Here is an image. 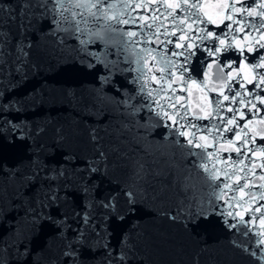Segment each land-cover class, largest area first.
Returning <instances> with one entry per match:
<instances>
[{
	"label": "snow or ice",
	"instance_id": "snow-or-ice-1",
	"mask_svg": "<svg viewBox=\"0 0 264 264\" xmlns=\"http://www.w3.org/2000/svg\"><path fill=\"white\" fill-rule=\"evenodd\" d=\"M0 12L16 22L14 34L0 24V73L10 61L21 78L36 72L37 41L50 39L60 56L74 53L71 65L52 62L59 65L57 73L85 70L100 85L78 103L121 117L114 125L91 129V160L61 151L63 130L46 143L48 123L3 119L0 140L8 141L10 132L13 141L31 139L29 147L38 151L13 164L0 158V264H142L136 256L145 246H158L156 239L133 235V229L112 249L101 243L106 233L98 229L101 223L123 222L142 200L168 191L156 161L135 154L161 128L175 150L162 154L168 171L177 167V151L182 160H192L184 169V197L160 214L193 229L218 215L241 238L232 246L260 258L264 239L250 247L249 226L257 219L264 226V0H0ZM10 39L14 53L7 51ZM105 86L116 95L107 96ZM4 93L0 118L13 107L6 102L11 93ZM32 103L37 104L35 95ZM43 103L40 99L39 106ZM110 156L127 161L131 174L125 186L103 195L93 181ZM218 200L243 211H228L225 221ZM100 251L103 258L97 260Z\"/></svg>",
	"mask_w": 264,
	"mask_h": 264
},
{
	"label": "water",
	"instance_id": "water-1",
	"mask_svg": "<svg viewBox=\"0 0 264 264\" xmlns=\"http://www.w3.org/2000/svg\"><path fill=\"white\" fill-rule=\"evenodd\" d=\"M111 2V0H110ZM260 0H257L259 3ZM15 7V4L12 5ZM59 11V9H57ZM8 14L0 12V24H3L5 30L14 34L16 31V22L7 18ZM6 20V23L4 21ZM45 33L37 31V36L43 37ZM35 39V37H33ZM41 51L36 55V59L40 64V68L36 72L29 71L27 76L21 78L22 74L15 72V64L10 61L6 65L5 70L0 73V97L5 95L4 89L11 93L10 99L6 102L13 105L4 117L0 118L11 121L13 124H28L35 126L36 124H49L45 142L51 144L56 138V130H63L66 137L61 151H67L77 154L81 159H93L95 148L90 141L91 129H103L109 125H114L121 117L118 113L106 111L98 114L95 108L85 107L84 104L78 103V98L87 93L88 90L98 88L100 85L96 82L94 73L69 68L68 70L56 72V68L52 66V62L59 60L60 64L71 65L70 56L74 55L70 50H66L63 56L53 51V41L41 39L37 41ZM14 40L10 39L7 51L14 53L11 46ZM72 45L69 44V49ZM232 57H229L231 59ZM203 59V56L200 57ZM199 61H197V67ZM131 79V76L127 78ZM122 83L127 81L122 80ZM156 87V85H152ZM131 90V89H130ZM44 91L47 95L41 96ZM66 93H74L72 95ZM105 94L109 97L116 95L111 89L105 86ZM37 98V104H33V96ZM214 95V94H213ZM43 99V106H39V100ZM123 111V110H121ZM0 131L6 129L0 128ZM8 141L0 140V158H3L8 164L16 163L22 159H26L32 152L38 151L34 147H29L32 140L26 142L16 139L12 140L9 132ZM104 136V132H99ZM184 140V138H180ZM107 145V139L104 141ZM127 143V142H126ZM134 145L129 144L131 150ZM147 150V155L146 151ZM212 149H209L211 151ZM52 154V149H47ZM174 149L170 147L164 140V130L155 129L153 134L148 137L146 142H142V147L136 149V153L140 157H146L151 162L156 161L158 170L164 173L162 177L163 186L168 191L159 199L142 200L138 211L128 216L123 222L114 220L110 224L101 223L98 231L106 233V238L101 242L109 244L112 249L121 246V236L124 233L136 232L147 234L158 241V246H145L141 248L136 260L142 261V264H264V248L259 250V259L246 255L239 248L232 246L231 241L239 238L234 231H229L220 217L213 216L206 221H201L194 229L191 225L187 228L179 223H174L166 216L160 213L167 209L168 206L175 202L177 198L182 199L184 192L181 190L183 186L184 171L186 167H191V157L183 160L180 153L176 152L174 163L177 165L175 171L169 172L166 164L167 157L162 154H171ZM199 151V149H193ZM235 155V154H233ZM57 159H60L59 153H56ZM151 166V165H150ZM201 171H203L201 169ZM131 169L128 167L127 161H122L119 157H109L108 162L101 167L98 178L93 181V187L100 189L103 195H107L116 186H125L129 181ZM169 178L175 179L177 182L169 184ZM193 179H198L193 177ZM159 183V180L157 181ZM258 183H260L258 181ZM222 188V185H221ZM153 188L149 187V195L152 194ZM208 190L205 189V192ZM220 190L218 189L217 192ZM232 193H228L230 197ZM236 195H239L237 193ZM227 200L228 197H225ZM87 203V201H85ZM221 204L220 211L224 212L223 220L230 219L227 216L228 211H243L238 207H229L224 201H217ZM264 204V201H260ZM244 207H248L245 205ZM125 215H127L125 213ZM259 217L260 213H255ZM250 214H245V220H249ZM233 223L236 221L233 220ZM249 231L254 238L249 246L257 247L260 239H264V235L256 236L257 232L264 233V226L257 219L249 226ZM42 242V241H41ZM103 251H100L97 260L103 258Z\"/></svg>",
	"mask_w": 264,
	"mask_h": 264
}]
</instances>
